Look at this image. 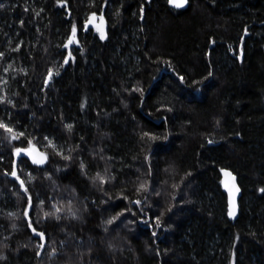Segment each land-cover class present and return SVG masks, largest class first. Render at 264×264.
Masks as SVG:
<instances>
[{"label": "trees", "instance_id": "obj_1", "mask_svg": "<svg viewBox=\"0 0 264 264\" xmlns=\"http://www.w3.org/2000/svg\"><path fill=\"white\" fill-rule=\"evenodd\" d=\"M0 4V264H264V0Z\"/></svg>", "mask_w": 264, "mask_h": 264}, {"label": "water", "instance_id": "obj_2", "mask_svg": "<svg viewBox=\"0 0 264 264\" xmlns=\"http://www.w3.org/2000/svg\"><path fill=\"white\" fill-rule=\"evenodd\" d=\"M188 2L189 0H187V3L185 4L184 7L188 5ZM170 5L173 6L172 4ZM241 60H242V56H241ZM29 154L33 159H36V160L43 159L42 152L38 148L30 149ZM15 167H16V164H15ZM227 174H230V175H227ZM221 179H222L223 189L225 190L227 194V198H228V216L230 219L235 220L239 214V210H240L239 201L242 195V189L238 182V176L230 168L225 167L221 171ZM231 210H234V213H235L234 215H229V212ZM29 225H30L31 232L35 236L40 238L44 245L47 242L46 234L40 230H37L32 224H29ZM40 234H42V236Z\"/></svg>", "mask_w": 264, "mask_h": 264}, {"label": "rangeland", "instance_id": "obj_3", "mask_svg": "<svg viewBox=\"0 0 264 264\" xmlns=\"http://www.w3.org/2000/svg\"><path fill=\"white\" fill-rule=\"evenodd\" d=\"M85 27H86V29L89 27H92L94 29V31L99 34L100 37H101V35H103L104 38H106V36H107L106 20H105L104 16L101 14H97V13L90 14L87 17ZM71 39L73 40V42H72L73 44L77 45L79 43L78 37H77V32L75 33V37H73V35H72ZM9 65H11V67H9ZM13 69H14V61H13V59H8L6 64H5V67H4V75L2 77V82L0 83V97H2V91H4V89L6 88L7 82L9 79V75H10V73L13 72ZM55 145L58 148H60L56 143H55ZM33 148H37V146H35ZM33 148L32 147L29 148L27 151L28 152L27 154H29V150L33 149ZM42 156L44 157L43 153H42ZM15 173H16V171H15Z\"/></svg>", "mask_w": 264, "mask_h": 264}, {"label": "snow or ice", "instance_id": "obj_4", "mask_svg": "<svg viewBox=\"0 0 264 264\" xmlns=\"http://www.w3.org/2000/svg\"><path fill=\"white\" fill-rule=\"evenodd\" d=\"M168 2H169L170 4H172V5H173L174 7H176V8H182V7H184L185 4L187 3V0H168ZM0 7H3V5L0 4ZM75 33H76V29H75V27H73V30H72V35H73V37H75ZM101 38H102V39L104 38L103 35H101ZM72 42H73V40L70 39V40H69V44H71ZM67 46H68V45H65V47H67ZM2 55H3V53H0V56H2ZM67 62H68V61L65 60V63H67ZM9 67H11V65H9ZM52 75H53V72H52V70L50 69L49 72H48V79H49V80L52 78ZM209 75H211V73H209ZM139 90H140V89H137V91H139ZM2 101H3V98L0 97V102H2ZM67 127L69 128V130L71 129V125H67ZM0 128H3L5 131H7V132H9V133H13V130H12L11 128H9L7 125H5L4 123H2V122H0ZM20 135H23V134L21 133ZM145 135H147V133H145ZM11 138H12V139H17V135L13 133ZM210 142H211V141H210ZM49 144L51 145V141H49ZM22 151H24V150H23V149H19V148H17V149H16V154L19 155ZM65 159H67V157H65ZM43 162H44L43 159H41V160H36V159H34V160H33V163H43ZM12 175H13V176H16V173L13 172ZM227 175H230V174H227ZM97 178H98V179H101V181H103V177H99V174H98V177H97ZM17 179H19V178L17 177ZM20 183H21V186L23 187V181H21ZM140 189H142V190H146L145 185H144V184H141V185H140ZM25 191H27V190L25 189ZM237 191H238V189H237ZM262 191H264V189H262ZM135 203L139 204L140 201H136ZM55 210H56V212L61 211L60 208H56ZM69 211L71 212V206H70V205H69ZM72 214L75 215V213H72ZM234 214H235V213H234V210H231V211L229 212V215H234ZM10 215H14V214H10ZM45 215L47 216V215H49V213H45ZM57 219H59V217H57ZM116 219H117V217H113L111 220L107 221V223L111 224V223H113V221L116 220ZM40 235L42 236V234H40ZM0 259H3V257L0 256Z\"/></svg>", "mask_w": 264, "mask_h": 264}, {"label": "bare ground", "instance_id": "obj_5", "mask_svg": "<svg viewBox=\"0 0 264 264\" xmlns=\"http://www.w3.org/2000/svg\"><path fill=\"white\" fill-rule=\"evenodd\" d=\"M42 245V244H41ZM42 249V248H41Z\"/></svg>", "mask_w": 264, "mask_h": 264}]
</instances>
